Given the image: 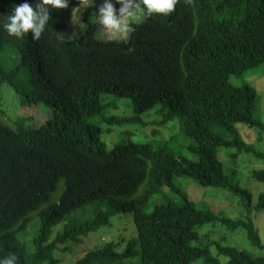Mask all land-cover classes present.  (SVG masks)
Returning <instances> with one entry per match:
<instances>
[{"label": "trees", "instance_id": "obj_1", "mask_svg": "<svg viewBox=\"0 0 264 264\" xmlns=\"http://www.w3.org/2000/svg\"><path fill=\"white\" fill-rule=\"evenodd\" d=\"M23 2L0 0V15ZM101 3L96 0L84 10V29L79 23L74 36L65 30L78 0L50 12L39 40L32 39L30 30L17 39L0 28V258L15 253L17 264H57L51 228L87 205L95 206L93 218L67 223L61 237L75 238L109 225L116 208L105 207L104 201L119 197L121 207L134 216L138 237L129 238L124 249L125 239L108 241L88 250L76 264H128L138 245L140 264H196L199 259L264 264V255L253 256L237 246L200 244L201 227L221 221L245 227L250 241L264 247L250 215L233 219L201 209L175 184L176 177H187L200 186L226 187L251 209V191L230 182L219 154L237 148L264 159V151L245 141L237 127L245 123L264 129L255 116L257 89L230 81L232 74L264 65V0H179L167 17L139 18L119 38L98 34L95 18ZM3 85L13 88L24 105L43 104L52 115L37 127L7 119L1 108ZM106 93L132 100L134 115L118 117V122L140 119L162 103L165 115L178 116L183 133L194 140L190 150L196 158L90 122L105 110ZM231 157L236 159L237 152ZM252 175L264 182V169ZM158 194L164 202L146 212V203ZM258 207L264 208V193ZM35 218L42 225L23 241L21 234Z\"/></svg>", "mask_w": 264, "mask_h": 264}, {"label": "rangeland", "instance_id": "obj_2", "mask_svg": "<svg viewBox=\"0 0 264 264\" xmlns=\"http://www.w3.org/2000/svg\"><path fill=\"white\" fill-rule=\"evenodd\" d=\"M118 9L120 5L116 4ZM71 20L68 21L65 35L74 36L79 33L78 24L82 20V14L74 11ZM139 18H130L128 23H132ZM96 21V18H95ZM84 29V22L80 23ZM98 34L106 37V33L100 28ZM109 36V35H107ZM123 37L116 35L115 38ZM230 81L235 85L250 83L255 86L258 93V103L255 116L264 123V65L251 68L241 74H232ZM3 101L1 108L7 119L16 120L25 126L37 127L52 115V110L43 104H23L21 96L13 88L3 85ZM103 100L107 104L102 114L90 117L89 121L102 125L110 130L121 129L136 141L150 142L156 148L167 146L168 150L177 156H185L190 159L196 155L190 150V144L194 140L185 135L181 129L178 116L168 118L165 115L164 105L158 103L154 108L141 115L140 119L116 121L121 116L134 115V106L130 97L119 96L113 93L103 95ZM114 117L112 120H109ZM241 136L245 141L256 146L258 150L264 151V129L252 128L245 123H237ZM127 135V136H129ZM237 148H226L220 152V158L226 166V174L230 182L247 188L253 195V204L248 210L242 197L226 187L200 186L191 178L176 177L175 184L184 188L197 206L201 209H209L215 213L236 219L248 216L255 221L260 229V235L264 243V208L259 209L258 203L260 195L264 193V182L253 177L252 172L256 169H264V159L253 155L251 152L239 151ZM237 152V158L231 157V153ZM147 182L140 189V193L145 189ZM168 192V188L164 189ZM170 198L178 199L177 194H171ZM163 194H158L151 198L145 205L146 212H151L157 204L164 202ZM119 203L120 207L116 204ZM105 207L116 208L115 214L111 218V224L102 225L93 229L89 233L82 234L75 238L66 239L61 237V232L67 223H81L90 220L94 216V205H87L81 209L71 212L64 220L58 222L51 228V238L56 240V247L52 252V258H59L57 264H76L90 249L103 245L108 241H121V249L126 247L129 238L138 237L137 226L133 214L121 207V198L112 197L104 201ZM97 207V205H96ZM37 215V214H35ZM42 225L41 218H35L26 232L21 234V239L25 240V234ZM60 234V236H59ZM59 236V237H58ZM30 237V236H29ZM210 242H220L224 245L237 246L245 249L253 256L264 255V247L255 245L248 238V231L245 227L232 228L221 221L206 223L200 229V244L207 245ZM134 256L128 259V264H140V246H137ZM211 252L217 254V248L211 247ZM225 260L224 256H220ZM48 263V262H47ZM46 263V264H47ZM196 264H208L203 259L196 261ZM215 264V263H212Z\"/></svg>", "mask_w": 264, "mask_h": 264}, {"label": "clouds", "instance_id": "obj_3", "mask_svg": "<svg viewBox=\"0 0 264 264\" xmlns=\"http://www.w3.org/2000/svg\"><path fill=\"white\" fill-rule=\"evenodd\" d=\"M179 0H102L96 11V21L101 29L109 35L126 36L130 31V18H148L155 15L167 17L176 8ZM191 3V0H185ZM96 0H78L76 9L80 14L89 7H93ZM120 7L117 9L115 5ZM69 0H35L30 4L24 0L15 4L7 14L0 15V28L9 37L24 38L29 30L33 40H39L45 31L53 9H65ZM131 51V49H129ZM18 257L15 253L0 258V264H17Z\"/></svg>", "mask_w": 264, "mask_h": 264}]
</instances>
